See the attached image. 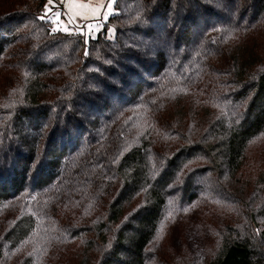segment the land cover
<instances>
[{"label": "trees", "instance_id": "obj_1", "mask_svg": "<svg viewBox=\"0 0 264 264\" xmlns=\"http://www.w3.org/2000/svg\"><path fill=\"white\" fill-rule=\"evenodd\" d=\"M45 3L0 0V264H264V0H116L88 40Z\"/></svg>", "mask_w": 264, "mask_h": 264}, {"label": "rangeland", "instance_id": "obj_2", "mask_svg": "<svg viewBox=\"0 0 264 264\" xmlns=\"http://www.w3.org/2000/svg\"><path fill=\"white\" fill-rule=\"evenodd\" d=\"M116 0H46L44 14L50 19L55 30L63 32H80L88 40L97 36L103 29L104 23L115 14ZM59 14V17L57 16ZM44 14L42 16H44ZM108 37H115V30L108 32ZM264 148V142H258L250 154L252 162L259 158V152ZM171 245L179 247L180 237H184L187 243L195 251L199 260H202L204 253V242L208 240L210 231L199 223L182 222L171 228Z\"/></svg>", "mask_w": 264, "mask_h": 264}, {"label": "snow or ice", "instance_id": "obj_3", "mask_svg": "<svg viewBox=\"0 0 264 264\" xmlns=\"http://www.w3.org/2000/svg\"><path fill=\"white\" fill-rule=\"evenodd\" d=\"M47 16V12H45L44 16L40 17L41 19H44ZM57 16L59 17V14L57 13ZM55 30V29H54Z\"/></svg>", "mask_w": 264, "mask_h": 264}]
</instances>
